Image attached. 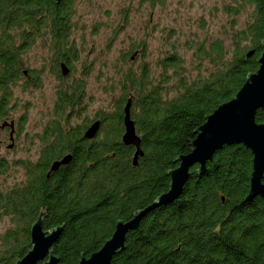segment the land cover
Listing matches in <instances>:
<instances>
[{"label": "trees", "instance_id": "obj_1", "mask_svg": "<svg viewBox=\"0 0 264 264\" xmlns=\"http://www.w3.org/2000/svg\"><path fill=\"white\" fill-rule=\"evenodd\" d=\"M74 1L0 0V116L8 114L11 87L18 79H23V88L41 85L40 70L25 68L22 57L37 40L48 46L52 72L60 81L52 117L36 134L37 159L20 160L24 179L0 187V218L7 216L11 222L0 234V264H15L30 248V227L40 208L45 210L44 229L63 224L51 245L56 264H76L81 253L89 256L100 248L118 219L130 218L168 188L166 171L178 164L179 154L191 150L193 129L236 93L257 69L263 49L264 0L223 4L231 16V48L222 37L188 43L197 59L194 77L176 51L155 61L160 67L155 75L144 59L145 42L131 44L114 64L120 70L110 83L119 86L114 107L95 114L101 124L98 134L88 139L83 137L88 121L71 123L83 109L85 81H65L58 66L65 60L73 68L76 57L69 39ZM156 1L164 2L150 0L151 5ZM242 12L246 18L239 24ZM133 53L142 57L137 69L124 68ZM130 95L143 149L136 165L134 146L121 140L123 106ZM255 120H264L262 109L256 110ZM66 153H71L69 162L47 175L51 162ZM213 161H207L204 172L194 164L181 194L144 214L138 228L127 234L124 248L112 256V264H264V200L259 195L244 200L252 153L242 143L224 144L215 150Z\"/></svg>", "mask_w": 264, "mask_h": 264}, {"label": "rangeland", "instance_id": "obj_2", "mask_svg": "<svg viewBox=\"0 0 264 264\" xmlns=\"http://www.w3.org/2000/svg\"><path fill=\"white\" fill-rule=\"evenodd\" d=\"M227 1L164 0L151 5L150 0H75L69 39L75 47L76 57L72 60V71L63 78L67 82L81 78L86 85L83 109L71 123L89 122L101 109L112 110L119 86H110V83L120 73L114 64L133 43L145 42L144 59L155 75L160 70L155 61L176 51L182 56L189 77H194L197 59L193 56V45L188 46V43L194 44L196 39L206 37L210 41L222 37L230 49L227 34L231 16L223 10ZM245 18L246 13L242 12L238 16L239 24H243ZM201 23L204 25L200 26ZM50 54L48 46L39 40L22 54L24 67L40 70L42 82L39 86L23 88L21 78L11 87L8 116L19 119L20 129L16 149L5 153L8 158L35 160L38 157L40 142L36 134L52 117L55 90L60 83L52 72ZM141 59L136 54L133 58L129 56L124 68L137 69ZM22 179V164L12 162L11 168L0 176V187L5 189ZM10 223L7 216L0 218V234Z\"/></svg>", "mask_w": 264, "mask_h": 264}, {"label": "water", "instance_id": "obj_3", "mask_svg": "<svg viewBox=\"0 0 264 264\" xmlns=\"http://www.w3.org/2000/svg\"><path fill=\"white\" fill-rule=\"evenodd\" d=\"M56 2L59 0H55ZM262 51L258 57V67L247 74L244 82L236 93L228 100L221 102L205 120L194 128L195 137L190 139L191 150L176 157L178 164L166 172L170 177L168 188L161 192L151 203L138 209L128 219H118L114 230L97 250L89 256L82 255L76 264H112V256L124 248L127 234L137 229L141 218L146 212L161 204L172 202L182 192L184 183L189 177V169L198 164V171L204 172L207 161L214 165L213 154L224 144L242 143L252 153V171L250 175L249 192L245 199L259 195L264 200V120L257 122L255 113L257 109L264 112V38ZM250 49L247 55L252 54ZM136 53V52H135ZM133 53L130 57L133 58ZM62 75H67L69 68L62 62L60 64ZM132 95L128 96L123 106V132L121 140L126 145H133L132 163L137 164L139 156L143 155L141 136L137 133L134 120L131 117ZM8 124L3 122L1 126ZM13 126V121L9 123ZM101 121L95 119L83 131V137L91 139L96 136ZM71 159V153L51 162L47 175L56 170L61 164ZM43 214L40 211L36 220L30 227V248L15 261V264H56L57 258L51 249L52 243L59 236L62 225L50 229L42 226Z\"/></svg>", "mask_w": 264, "mask_h": 264}, {"label": "flooded vegetation", "instance_id": "obj_4", "mask_svg": "<svg viewBox=\"0 0 264 264\" xmlns=\"http://www.w3.org/2000/svg\"><path fill=\"white\" fill-rule=\"evenodd\" d=\"M64 62L68 68L69 71H72V67L71 64H69L68 62H66L65 60H60V62H58V66H59V74L62 76V78L64 77V75H62L61 73V68H60V64ZM73 64V62H72ZM56 76V75H55ZM57 78V76H56ZM95 119L98 118H92L89 121V124L94 121ZM7 121L8 124H4L3 126H1V124L3 122ZM11 121H13V126L11 127V125L9 124ZM19 119L18 118H12L10 116H8V114L5 115H1L0 116V176L3 175L5 173L6 170L11 168V163L14 162V164H19V161L22 159H29V158H8L5 153L7 151H14L16 149L17 146V140H18V135H19ZM87 124V126L89 125ZM86 126V127H87ZM85 127V128H86ZM85 128L83 129V131L85 130ZM98 134V132H97ZM96 134V135H97ZM94 138V137H93ZM92 139V138H91ZM37 159V158H36ZM35 159V160H36ZM31 161H34L33 159H30ZM14 166H12L13 168Z\"/></svg>", "mask_w": 264, "mask_h": 264}]
</instances>
